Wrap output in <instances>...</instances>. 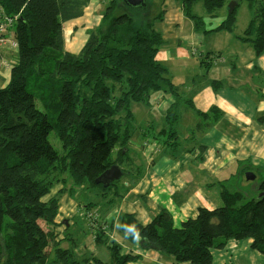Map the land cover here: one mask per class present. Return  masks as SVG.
Wrapping results in <instances>:
<instances>
[{"label": "trees", "instance_id": "trees-1", "mask_svg": "<svg viewBox=\"0 0 264 264\" xmlns=\"http://www.w3.org/2000/svg\"><path fill=\"white\" fill-rule=\"evenodd\" d=\"M179 1L202 30V18L192 14L198 0ZM203 1L212 14L225 0ZM164 2L147 0L146 7L133 8L124 0L110 1L102 22L88 30L82 50L73 54L65 48L64 24L81 18L90 0H0L6 17H18L16 64L8 84L0 88V264L102 263L76 253L73 233L59 238V202H46L44 197L57 183H70L69 193L74 195L79 188L109 190L125 177H136L141 167L130 159V138L138 130L132 105H148L157 92L176 100L182 97L157 59L164 45ZM252 11L238 39L261 56L264 0H255ZM236 23L235 10L212 31L232 33ZM179 106L176 101L167 112L172 127L179 119ZM260 121L264 123V116ZM161 132L155 135L157 141L166 131ZM142 133L151 135L145 128ZM52 134L61 149L52 143ZM165 141L179 146L174 128ZM196 149L203 152L205 146ZM114 165L121 167L124 177L108 188L97 185L95 181ZM221 187L222 206L200 208L196 218L180 226L163 211L146 225L133 214H123L118 230L131 242L139 240L143 250L164 254L178 264H213V251L231 240H249L251 248L264 255V195L252 184L243 188L236 176ZM89 213L94 212L88 210L87 217ZM94 228L99 231L97 245L110 252L108 264H132L142 258L125 253L104 226Z\"/></svg>", "mask_w": 264, "mask_h": 264}, {"label": "crops", "instance_id": "crops-1", "mask_svg": "<svg viewBox=\"0 0 264 264\" xmlns=\"http://www.w3.org/2000/svg\"><path fill=\"white\" fill-rule=\"evenodd\" d=\"M93 2H96V7L97 4H100L97 10L99 12L105 8L102 6H108L107 0H104V5L99 0H90L85 11L90 9ZM163 9L165 15L160 30L164 45L161 47L157 59L168 70L169 79L178 86L182 97L176 100V97L172 95H165L160 92L152 94L148 106L154 113L149 111L150 113L147 114V119L144 121L136 120L135 125H137L138 130H135L130 138V159L133 158L136 163L134 165L142 166L136 172V177L134 174V176L125 177L117 183L118 186H122L123 190L121 189L116 193L117 201L114 200L109 204L111 213L104 214L103 219L105 224L112 225L110 238L119 241L126 253L134 252L142 256L140 260L132 264L178 263L164 254L143 250L139 240L135 242L127 240L118 230V221L123 214H133L138 222L146 225L161 212L166 211L172 216L174 225L180 226L182 222L196 218L200 208L214 209L222 204L221 183L223 181L221 178L229 175L230 169L236 165L238 168L240 164L246 163L241 168L243 172L246 170H264L262 168L264 167V123L260 121V118L264 116V111L259 109L255 101L243 94V91L245 93L244 89L249 86L248 82L254 80L256 76L254 74L246 75L245 79L242 73L250 71L252 68L257 70L254 72L255 74L261 72L264 75V64L253 65L245 59H240V53L245 50L244 46L247 43H243L238 37L243 35L250 23L241 34L235 32L238 21L235 31L232 33L224 30L212 31L227 18L222 17L217 24L211 26H207L208 20L204 21V27L200 30L187 15L181 1L165 0ZM102 14L103 12L96 16L83 15L79 19L64 24L67 51L73 54L80 53L88 39V29L91 30L99 25ZM192 14L202 18L193 12ZM88 18L93 21L90 27L76 26L78 23L83 26L88 22ZM70 24L75 27V30L74 32L67 31V33L66 27ZM247 45L252 47L250 44ZM250 47L247 49L248 52H250ZM197 57L200 58L199 71L203 69L204 64L206 74L199 76V81L191 74H186L183 78L182 70L188 64L191 67L197 66ZM256 58L264 60L263 55ZM10 73L11 71H4L0 74V88L8 84ZM175 75H178L180 80H177ZM190 81H193V85L188 87ZM186 90L188 91L186 92ZM261 90L264 91V88ZM187 93L192 94L188 103H190V107L196 116H199L198 120L194 125L195 121L191 122L187 117H183L179 108V119L173 128L177 131L178 137H180L179 121L183 122L182 128L184 130L186 128L193 129V135L188 134L189 138L193 139L192 147H185L181 153L177 154L176 149L182 145V142L179 141V146L173 147L168 153H161L159 145L162 140L160 138L157 141L155 135L162 133V130L154 128L155 115L151 114L163 115L167 121L168 110L176 101L181 106V102ZM234 97L244 101V104L241 102L240 105H235L233 103ZM134 105L137 106L134 107ZM134 105H132V110L135 114V110L140 108L138 106L140 104ZM140 110L139 112H141ZM212 110L215 111L211 114ZM203 114H209V116L204 117ZM192 125H194L193 128ZM147 126L152 129L149 136L142 133L143 127ZM138 134L142 137L143 144L141 146L133 143ZM198 145L205 146V150L198 152L196 149ZM135 149L140 150L141 153L137 154ZM125 168L130 170L129 167ZM235 174L232 172L230 177ZM129 184L132 187L128 190L125 189L124 185L128 187ZM80 189L75 191V196ZM51 192H53V198L59 200L61 217L71 215V219L74 220L72 213L83 208L90 210L94 205L93 201H87L90 208L84 207L80 197L71 196L60 185L54 187ZM111 197L114 199L113 195ZM90 226L93 228L92 223ZM84 249L88 248L86 245L79 246L76 239V253L82 256L79 252ZM221 253L220 251L218 253L213 252V264L217 263L216 258ZM241 254H248L251 258L255 257L264 262V255L261 254L258 257L257 254L259 253L256 251L248 250L247 253ZM241 254L238 252L234 259L227 261V264L229 261H236ZM87 255L97 259L94 254L88 252ZM242 264H249V260L248 263L243 261ZM250 264L253 263L250 261Z\"/></svg>", "mask_w": 264, "mask_h": 264}, {"label": "rangeland", "instance_id": "rangeland-1", "mask_svg": "<svg viewBox=\"0 0 264 264\" xmlns=\"http://www.w3.org/2000/svg\"><path fill=\"white\" fill-rule=\"evenodd\" d=\"M110 1H114V0H107V4ZM235 1L238 2L239 6L236 9V15H237V21H238V25H237V29H236V33L237 34H241L245 28L248 26V24L250 23L252 16H253V11H252V3L255 0H225L223 6L216 8L212 14L206 9L205 7V3L203 0H198L194 6H193V10L192 12L196 15H199L202 17L203 22L207 21V26H211V25H215L217 24V22L219 21L220 18L222 17H228V15L230 14V5L232 3H234ZM99 2L103 4L104 0H99ZM100 4H97L96 7V2H93L90 6V9H87L84 12V15L86 16H90V15H98L99 13L103 12L102 14V19L100 20L99 24L102 22L104 14H105V8L106 6H102L105 8H102V11H97L99 9ZM101 9V7H100ZM92 22L90 20V18H88V22L85 23L83 26L78 23L76 26L78 27H82V28H88L92 25ZM195 23V22H194ZM75 27L70 24L68 27H66V32L67 31H73L74 32ZM89 30V29H88ZM68 33V32H67ZM245 50L241 51V56L240 59H245L246 61H249L250 64H264V60L262 59H257L256 57H259V55H257L256 52H254L253 48L250 47L249 45L246 44V46H244ZM248 47H250V52L247 51ZM264 56V54H263ZM200 58L197 57V66H193L191 67V65H187V67L185 69L182 70L183 73V78H185L186 74H191L192 76H195L194 78L197 79V81H199V76L201 75H205V65L203 64V69L201 71H199L200 68ZM193 68V69H191ZM11 71V70H10ZM256 69H252L250 71H246L245 73H242L243 77L246 79V75L250 76V75H255V79L252 81H249L248 84L249 86L247 88H245V93L243 91V94L252 99L253 101H255L258 106L259 109L264 111V91L261 90L264 88V75H262V73H257L255 74L254 72H256ZM192 72V73H191ZM3 73V72H2ZM1 73V74H2ZM177 80H180L178 75H175ZM204 77V76H203ZM242 77V79L244 80V78ZM193 85V81H190V84H188V87H191ZM188 90H186L187 92ZM192 96V94L187 93V95L184 97V100L181 102V106L180 108V114L183 117H187L191 122L194 120V125L196 124L198 117L196 116L194 110L191 109L190 107V103H188V99H190ZM242 102V104H244V101H240L237 97L233 98V103L235 105H240ZM137 105H134V107H136ZM140 108H137V111L135 110V116H136V120L138 121H144L147 119V114L150 113L149 111L153 112L152 109L150 108V106L145 105V104H140L138 105ZM152 108L154 106H151ZM139 109H141L139 112ZM139 112V113H138ZM151 115H155V120H154V128H159V130H163L165 129V134L163 136H161V144L159 145L160 147V152L163 153H168L169 151H171L173 149L172 145L170 146L169 143L166 144V139L169 136V132L171 129H173L172 124L168 123L165 119V116L163 115H159V114H151ZM188 120V121H189ZM179 133H180V137H179V141L182 142V145L179 146L176 149L177 154L181 153L182 150L185 147H192V141L193 139L189 138L188 134L190 136H192L193 134V129H187L184 130L183 127V122L179 121ZM194 125H192V128L194 127ZM137 126V125H136ZM191 126V125H190ZM145 128L146 132L147 131H152V129L150 127H143ZM157 132L158 130L155 129ZM138 133H140L138 131ZM172 142H174V139H171ZM51 141L52 143L55 145V147L57 149H61L62 145L61 142L58 138H55L53 136V134L51 135ZM134 144H137L138 146H141L143 144L142 142V137L138 134L135 139L133 140ZM134 150V149H133ZM135 152L138 154H140V150H136ZM174 152V151H173ZM243 165H246V163L240 164L239 167L237 168L234 167L233 169L229 170V175H226V177L221 178V180L224 182L226 181V179L231 178V173H236L234 176L238 177V181L240 184H242L243 188H250L251 187V183L252 182H248L246 180L245 177V173L247 172L241 171V168ZM142 165H140L141 167ZM264 168V167H262ZM248 171H252V170H248ZM256 174L258 176V180H264V170H256ZM57 185H60L63 187V189L65 190V192L69 193V190L71 188V184L68 183L67 185L64 183H57L54 187H56ZM245 185V186H244ZM53 187V188H54ZM52 188V189H53ZM51 189V190H52ZM123 190L122 186L119 185L118 187L112 186L109 190H105L102 187H98L96 189H83L81 188L80 191H77V195H70L73 197H80L81 199V203H83L84 201H93L94 205L93 207L90 209V212H94V213H89L88 217H87V212L88 210L83 208L82 210L78 209L77 211H75L73 214L74 220L71 219L72 216L68 215L67 217L63 216L61 217V213H60V204H59V216L57 218V229H56V233L59 236V238H64L66 233H73L75 238L77 239V243L79 246H85L88 249H84L83 251H80L79 254L82 255V257L87 256L88 252L89 254H94L95 257L97 258V260H101L102 263H98V264H108L110 262V252L109 250L104 246V245H97L96 240H94V236L97 235V233L99 231L96 230V228H94V226H97V228L99 226H104L105 232L109 235V233L112 232L111 230V226L108 224H105L103 221L104 219V214H106L107 212H110V208H109V204L112 201H117L116 197V193L120 190ZM218 189V188H217ZM111 195L114 196V199L111 197ZM53 199H57L58 198H53V192L50 191V193L44 197V200L46 202H50ZM109 199H111L109 201ZM59 202V200H58ZM89 203L85 202L84 206H88ZM222 206V204H219V207ZM113 211V210H112ZM77 212V213H76ZM98 213V215H96V213ZM111 213V212H110ZM91 214V215H90ZM88 219H91V221L89 222ZM90 223H92L93 228H91ZM93 232H94V236H93ZM110 238V237H109ZM116 238H118V235H116ZM111 240H113L114 238H110ZM118 244L120 243L119 241H116ZM250 241L249 240H231L228 241L225 245V247L222 250H214L213 252L218 253L219 251L222 252L219 257L216 258L217 263L216 264H221V263H225L227 264V261L229 259H234L235 256L237 255V253L239 252L241 253H247L248 250L255 252V250H253L251 248V244L249 246ZM66 244V243H65ZM121 245V244H119ZM124 249V248H123ZM82 250V249H81ZM125 251V249H124ZM257 252V251H256ZM126 253V252H125ZM259 253V252H258ZM261 254H257V256L259 257ZM99 260V261H100ZM249 260V264L250 261L253 264H264V262H261L258 258H251L250 255L248 254H241V256L239 258L236 259V261L231 262L229 261V264H242L243 261L248 263Z\"/></svg>", "mask_w": 264, "mask_h": 264}, {"label": "built area", "instance_id": "built-area-1", "mask_svg": "<svg viewBox=\"0 0 264 264\" xmlns=\"http://www.w3.org/2000/svg\"><path fill=\"white\" fill-rule=\"evenodd\" d=\"M18 19L8 18L0 7V74L10 71L16 64L13 54L18 51V42L15 40L14 24Z\"/></svg>", "mask_w": 264, "mask_h": 264}, {"label": "water", "instance_id": "water-1", "mask_svg": "<svg viewBox=\"0 0 264 264\" xmlns=\"http://www.w3.org/2000/svg\"><path fill=\"white\" fill-rule=\"evenodd\" d=\"M124 3L133 8L146 7L147 0H124ZM238 2L235 1L230 5V13L234 12L238 7ZM125 173L122 171L119 165H114L106 172H104L95 182L97 185H103L104 188H108L117 181H120L124 177ZM246 180L248 182H255L257 180V174L255 171H247L245 173ZM264 195V192H263Z\"/></svg>", "mask_w": 264, "mask_h": 264}, {"label": "flooded vegetation", "instance_id": "flooded-vegetation-1", "mask_svg": "<svg viewBox=\"0 0 264 264\" xmlns=\"http://www.w3.org/2000/svg\"><path fill=\"white\" fill-rule=\"evenodd\" d=\"M251 184L253 185V187L257 188L256 190H258L259 193L261 192L263 194L264 189L262 190V186L264 185V180L262 181L258 180V176H257V180L255 182H252Z\"/></svg>", "mask_w": 264, "mask_h": 264}]
</instances>
